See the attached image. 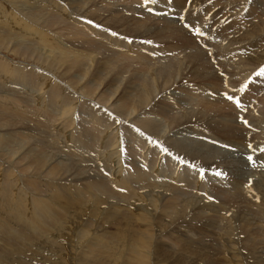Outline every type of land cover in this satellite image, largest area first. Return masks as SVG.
Masks as SVG:
<instances>
[{
    "label": "bare ground",
    "instance_id": "bare-ground-1",
    "mask_svg": "<svg viewBox=\"0 0 264 264\" xmlns=\"http://www.w3.org/2000/svg\"><path fill=\"white\" fill-rule=\"evenodd\" d=\"M23 2L22 6L25 5V7L19 11V15L18 13L14 14L16 11H18L17 9L16 11L14 10L13 13L9 9L0 7V47L8 50V52L10 50V52L14 54L20 53L21 55H37L47 62V66H53V69L54 67L62 69L63 67H66L67 74H72L73 72L72 75H74L75 71H80L79 66L83 65L84 60H82L81 57H77L75 55L77 53L71 55L72 52L70 51L71 54H69L67 49H65L68 48L66 45V40L70 39L61 35V28L62 26L69 28L66 35L83 36L84 34H88L89 31H95V25H93L91 22L89 25H86L84 23L85 19L82 22H77L79 20L75 18L68 20L69 22H63L65 19L60 20L62 16L69 13V9H67V6H65L66 4H63L65 9H62L63 7L60 3L56 4L57 6L53 4L54 7H57V10L52 11L54 7H50V4L52 3L51 0L46 2L45 0H32L31 2L29 1L30 3ZM175 2L181 1L176 0ZM226 2L231 4L233 1L226 0ZM235 3H233L235 8L241 9L240 11L242 14L239 15L240 18L236 20L235 23L231 25V27L235 29L239 26L237 29H239V32L242 35H256V39L254 38L255 40H252L253 42L251 41V43L246 47L244 46V48L249 49L255 44L259 45V47L261 46V53L258 54L256 52L246 54L250 59H253L258 64H261L264 62V10H262V8H264V0H249L247 2L250 6L248 9L249 11H246L245 13L243 10L245 8L243 7L245 6V0H235ZM252 5L256 8L258 7V9H254ZM43 8L50 12V15L49 13L46 14L49 16L47 17L48 19L45 17L48 21L45 22V25H42V21L40 23V19L38 18L40 15V10ZM61 9L64 11L61 12ZM95 9L97 10V8ZM25 10L28 11L23 13ZM203 10H206V8L204 7ZM102 16L101 18H103ZM54 18H58L62 25L57 21V23H55ZM254 18L257 19L254 20ZM241 22L251 23L248 25L249 27L241 29ZM57 25H61V30H59L60 34L57 35L58 38L56 39L52 38L50 35H52V31ZM140 28L142 27L140 26ZM95 34L96 36L94 35V37L86 35L87 37H85L84 42H88L91 45H89V47H91L94 51L104 52L107 57L105 56L103 60L105 59L107 62L101 61L100 65H96L95 72L93 71V68L91 69L90 73L85 71L89 77V80L87 81L89 82L92 79L94 80V83L89 86L93 88L94 85L96 88L97 85L99 87L103 84L99 81L103 79V74L109 70L110 63L119 65L118 67L121 69L124 67L123 64L126 63H123L124 60L123 62L120 61L125 58L127 62H131L128 64L133 66V64H136V62L132 60L134 59L133 57H141V54L143 53L142 50L139 53L138 49H136L137 47L133 48L134 44H121L125 43V41L117 36L114 37L109 35L106 30H99L98 34ZM15 36L17 37L16 39L14 38ZM258 36L259 38H257ZM81 38L83 39V37ZM108 41H112L113 43L117 44V46L118 43H120L123 49L117 48L120 49L117 50L112 48L113 45L110 46ZM172 41L174 43L171 44L170 48L168 47L169 51L172 54H183L182 59L179 58V61H177L178 58L176 61L174 60L176 63L182 64L183 61L189 56L185 51V45L187 42L186 35L178 33L177 35H174ZM166 47L165 49H167ZM227 48L225 47L226 50H228ZM252 50H250V52ZM117 52H119V54ZM160 52L158 51V53ZM179 54H177L178 57ZM220 55L221 60L227 59L230 64L233 65L234 62L239 61V58L236 59L238 54L232 51H224ZM145 56V58H148V55ZM151 56L152 55H150V57ZM152 57L153 59L156 58V56ZM170 57H174V55L170 54ZM2 58H0L1 77L13 78L16 80V82L18 80L26 84H31V86L38 85L40 88L42 86H47L50 83L49 80H53V78L51 79L52 75H50V73H40L32 66L29 67L24 65L25 63L23 66H16L17 64L14 65L13 63H10V61L8 62L7 59L4 58V60ZM113 58H116L117 60L113 61ZM87 59L88 58H86V60ZM93 61H95L94 57L90 56L89 62L92 63ZM195 61L196 59L194 58L188 60L189 64H186L184 69L188 68L189 66L190 69L187 73H184L183 76H187V74L190 76L191 74H198L197 72H200L194 66H192L195 64ZM141 65L142 64H140V66ZM147 66L148 65H146V67ZM90 67H92V65ZM151 67L152 66H150L149 69H151ZM129 68L127 67L128 70ZM170 68V66H161L159 71H162L160 72L159 76L164 77V79H168L173 71V69ZM112 69H115V65ZM134 69L135 68L133 67V71L136 72H139L140 70V68L136 70ZM54 73L59 78V74L57 72ZM107 74L106 77L108 76ZM151 75H154V73ZM69 76L71 75L68 74V77ZM55 79L57 80V78ZM113 80H116V78H113ZM148 82L149 81L146 83L144 82V85L139 86L138 91L136 90V94H134V92L131 93L128 87L123 86L124 88L122 87L120 89V85H116V88L112 90L114 93H117L115 97H113L114 94H111L113 92H111L109 96L98 97L103 99L105 102H109L111 97L112 102L110 104H114V99L118 96V93H120L119 90H122V94H120L119 99L116 100L117 104L120 101L118 106H116L118 109L116 112L124 113L126 117H131L129 119L134 120V122L138 121L140 126H135L134 124L128 123L129 120L127 119H122L125 123H121L120 117L117 115V113L115 111H111L112 109L108 110V108H110V104L108 108V105L106 106V109L100 108L98 105H96L97 102L93 103L91 100L85 97L82 98L80 97V94L77 95L74 91L72 92V90L69 91L68 89H63V87L56 85V83L55 85L51 84V90H49V92L46 94L49 96L48 101L51 104L57 103L62 107H66L67 109H64L65 111L60 114L61 116L59 118V123L58 119L56 120V118H54L56 122L52 128L53 131L58 134L63 133L64 130L62 131L58 125L62 126V128L64 126L65 130H68L70 127L68 128L66 125H69L70 122L68 121V118H70V112L75 107L79 106V109H83L87 112L89 120H84V123H78L79 126H77L78 130H76V133L71 132V135L68 133L70 136L66 134V136H64L66 143L64 144H68V146H70L74 142H83L94 145L95 142H98L101 147L103 146L104 148H108L107 151L109 149L113 150L110 151L113 152V155L110 154V156L108 155L103 159L106 161L109 159H114L112 161L114 163V170L112 173L107 170L110 174L106 179L102 176H90V174H85L86 176L82 179H73L67 174L69 166L67 167L65 165H61L59 163L60 161L58 162V160L50 156V151H48L49 153H46L47 151L45 150H42V152L39 154L35 152L34 154L29 153V156H27L25 159L23 156L21 157L22 159L17 158L14 160L12 158V161L8 159L6 161L8 164L9 161H11L9 165L5 164V162L2 163L6 166H9V169L5 166L7 168L5 173L0 174V178L6 180L0 181V241L2 242V246H0V264H201V262L204 261L203 257L204 259H212L210 262H202L203 264H264V183L262 185L260 182L256 185L258 188H262V190H254V188H251L250 184L248 183L244 188H242L244 185H242V181H240L238 178L231 182H224L221 185V194L229 193L231 195V199L236 201L235 207L226 208L215 200L200 202V197L203 194L204 188L206 189L205 186H207L205 185V180L202 176L203 173L198 171H187V167H190L187 166V164L185 165V163L191 164V166L194 168L206 169L209 167V165H211L212 162L218 161L214 160L211 156H207L205 151L206 149H202V146L204 147L202 142H197L196 144L192 142L184 143L183 141H180L176 135H178V132L183 130H193L191 125L197 124L198 120L201 121L200 117L202 116H204V119H206L203 122L201 121V124H204L203 126L209 128L213 122H208L209 117L205 115L203 111L182 108L176 100L174 102L177 103L179 112L173 114L174 109L171 104L172 99L167 96V92L163 91L158 96H156L154 92L156 91V88H159L160 84L151 85ZM198 86L197 89L199 88ZM89 87L87 86L89 90L87 88V90L85 89L87 94H94L95 88L91 90ZM231 92L236 94L239 91L236 88ZM242 92L243 96L240 98L239 104L237 101L230 100V107L235 114L239 110L238 107L243 111V109H241L242 105L247 104L248 102L245 101L246 98L244 91ZM94 97H96V95ZM199 98H201V96ZM95 99L93 100L95 101ZM98 102H100V100ZM10 103H15V105L17 104L14 101H0V114L6 113L7 115L14 114L21 116L22 114L18 108L19 106L16 105L17 107L14 108L9 106ZM211 104L213 103L211 102ZM260 104L264 106V100H262ZM48 109H44V111L41 110L39 113L45 118V120L50 119L48 118ZM4 116L5 115H3V117ZM159 116L163 117L164 120L168 121L170 124L168 133L162 137H159L161 133L158 131L160 124L159 121L161 120L156 118ZM10 117L12 118V115H10ZM25 117L26 116H24L22 121L26 119ZM49 117H53V112L50 113ZM232 119L236 126H239V132H232L231 130L222 131L219 127L213 128L218 131L220 136H229L235 134L236 138L239 137L241 140L247 142V144H249V142L251 143L253 140H259L260 143H264V132H255L249 126L244 127L243 121H239L237 117ZM35 120L38 121L37 124L48 127L46 121H41L39 119ZM119 122L122 126V129L119 131L123 130L124 128L129 132V135H125L127 136L125 137V140L122 137L123 140L120 143L121 146H123L122 143L126 141L128 143V140L132 141L136 145L134 146L132 144L127 150L132 156L133 161L132 158H130V161H128V159L123 160L124 155L122 152L118 153L117 155L121 134L119 132L116 133V135L112 134L114 131L112 129V131H109L112 134L110 135L107 131L115 124H119ZM214 122L217 125H223L222 121L217 117H214ZM13 125H15V123L11 124V127H13ZM139 128H144L149 134H151L152 131L153 133L157 132L159 134L158 139L161 138L163 140H167L173 136L174 134L172 130L176 129V137L172 139L170 143H167L170 149L172 151L174 150V155L169 156L168 159L164 158V160H166V164L161 165L163 163H161L163 160L161 153L163 157L167 156L164 148L158 144L154 145L155 142H152L153 140H151L149 135V138H147V136L146 138L140 139L139 134L141 135L142 132L138 133ZM117 129L118 128H116V130ZM248 129H252L253 131H248ZM106 132L108 133L107 135ZM155 140L157 139L155 138ZM241 140L236 141L235 143L238 145H243ZM129 144L130 143H128V145ZM57 146L59 145L55 143L56 148L54 147V150L57 149ZM171 150L168 151V155L170 154ZM209 150H212V148ZM77 151L78 150L75 152L76 154L78 153ZM5 155L2 156L1 154L0 160L6 158ZM13 156L15 155L13 154ZM49 160L51 162H49ZM183 160L184 164L180 163L183 162ZM23 161L25 162L23 163ZM119 161H122L125 164L117 168L116 162ZM2 167L4 166L2 165ZM13 168H18V170L25 171L26 174L24 180L28 182L30 181L35 185V194L30 195L24 188L16 189V187V190L14 189L16 182L14 183L13 181L15 180V176L12 177ZM74 169L75 167L73 168V171ZM28 171L32 173H28ZM58 176H61L65 179H56ZM248 185L249 187H247ZM189 190L195 191L191 192ZM206 194L209 193L206 192ZM34 196L38 200H36ZM210 197H215V194L212 192ZM240 208H243L248 212H242L243 214L237 215L236 219H230L225 216L230 215L228 213L231 212L235 213ZM195 213L201 217L202 221L197 223L186 222V220L188 218H192L193 214ZM182 221L185 222L183 224H178ZM187 226L190 227L188 229L184 228ZM14 227L16 230H13ZM233 228L237 229L235 235ZM251 232L252 234H250ZM252 236L255 237V240H253L254 238ZM184 251L188 252L185 253ZM189 252H191V254ZM192 254L194 256H192Z\"/></svg>",
    "mask_w": 264,
    "mask_h": 264
},
{
    "label": "rangeland",
    "instance_id": "rangeland-1",
    "mask_svg": "<svg viewBox=\"0 0 264 264\" xmlns=\"http://www.w3.org/2000/svg\"><path fill=\"white\" fill-rule=\"evenodd\" d=\"M23 1L24 0H0V7L9 9L13 13H14V10L16 11V9H17L18 11H16V13H14V14L18 13V15H19V11H21V9L25 7V5L22 6ZM29 1L31 2L32 0H25L23 3H30ZM46 1H48V0H45V2ZM175 1L176 0H145V1L144 0H94V2H93V0H77V1L76 0L75 1H73V0H56V1L51 0L52 3L50 4V7H54L53 4L56 5V4L60 3L61 6L63 7L62 9H65V6H67V9H69V13L67 15L65 14L64 16H62L63 18L59 17L60 20L65 19L63 22H66V21L69 22L68 20L75 18V19L79 20L77 22H82L85 19L84 23L86 25L87 24L89 25L90 22L93 25H95V31L96 32L95 31H93V32L89 31L88 34H84L83 36L82 35H79V36L78 35H75V36L71 35L70 36V35H66L68 33L69 28L64 27V26H62V28H61L60 27L62 25L61 21L58 18L57 19L54 18L55 19L54 22L55 23L60 22L61 25H57L55 27V29L52 28L54 30L52 31V35H50V36L52 38L57 39L58 38L57 35L60 34L59 30L62 29L61 35L70 39V40H66V45L68 48H65V49H67L69 54H71V52H72L71 55H74L75 53H77L75 55L79 58L81 57L82 60H84L83 65L79 66L80 71H75L76 73L74 72V75H72L73 72H72V74L68 73L71 75L69 77L67 74V68L66 67H63V69L66 68L65 70H63L62 68H56V67H54V69H53V66H51V65L47 66L48 65L47 62L43 58L38 57L37 55H21L20 53L14 54V53L10 52V50L8 52V50H5L2 47H0V49H1L0 50V58H2L4 56L2 59L5 58L8 60V62L10 61V63H13L14 65L17 64L16 66H23V64L25 63L24 65L29 66V67L32 66L35 70H37L40 73H46V74L50 73V75L53 76V77L51 76V79L53 78V80L55 78H57V80L55 79L54 81L49 80L50 83L47 86H45V87L42 86L40 88L38 85H32L31 86V84H26V83H23V82L18 81V80L16 82V80L13 78H5V77L0 76V101H2V102L6 101L7 102V100H8V101L16 102L17 103L16 105L19 106L18 108L20 109L21 114H22L21 116L10 114V115H12V118L10 117V115H7L6 113H3V114L1 113L2 116L0 114V116L2 117V118L1 117L0 118L3 120L2 121L0 119V127H1L0 128V155L2 154V156H4L6 154L5 155L6 158H4L3 160H0V164H1L0 165L1 166V169H0L1 173L0 174H4L5 170L9 167V166H6L2 163L5 162V164L9 165L10 162L12 161V158L14 160H16L17 158L22 159L21 157L23 156V158L25 159L27 156H29V153L34 154V152H35V153L39 154L40 152H42V150H45V151H47L46 153H49L48 151H50L51 152L50 156L54 157L56 160H58V162L60 161L59 163L61 165H65L67 167L69 166L68 167L69 170H68L67 174L69 177H72L73 179H82L83 177H85L86 175H89V174H90V176H99V177L102 176V177H105V179H106L107 177H109L108 175L110 174L107 170H109L111 173L114 170V163L112 162L114 159L113 160L109 159L110 161L109 160L106 161L103 158H106V156H108V155L110 156V154L113 155V152H110L113 150L109 149L107 151L108 148H104L103 146L101 147V145L98 142L94 143V145L96 144L95 146L93 144L83 143V142H74L70 146H68V144H64V143H66L65 139H64V136H66V134L71 135L73 132L76 133V130H78L77 126H79L78 123H80V122L84 123V120L85 121L89 120V117L87 116V112L84 111L83 109H79V106L75 107L70 112V116H69L70 118H68V121H70L69 125H66L68 128L69 127L70 128L68 130H65L64 126L62 128V126L58 125L60 127V129L62 131L63 130L64 131L62 134L55 133V131H53V129H52L54 127V124H55L57 119H58V123L60 122V119H59L61 116L60 114H62V112H64L67 109H66V107H62L57 103L51 104L48 101L49 96L46 94L49 92V90H51L52 85L53 84L55 85V83H56V85L63 87V89L65 88V89H68L69 91L72 90V92L74 91L77 95L80 94V97H82V98L85 97V98L91 100V102H93V103L97 102L96 105H98L100 108L106 109V106L108 105L107 106V108H108L109 104L112 102L111 101L112 98L110 97L109 102H105L103 99H100L98 97L109 96V94L111 92H113L112 90L116 88V85L117 86L120 85V87H119L120 89L123 86L128 87V89L131 93L134 92V94H136L138 89H139V86L144 85L147 81H149L148 83H150L151 85H154V84L159 85L160 84L159 88H156V91L154 92L156 94V96H158L163 91L167 92L166 93L167 96L170 99H172L171 104H172V107L174 109L173 114H176L179 112L178 111L179 110L178 105H177V103L174 102L176 100V101H178L179 105L182 108L196 109L197 111L198 110L203 111L205 113V115H207L209 117L208 122H213L212 125L209 126V128L203 126L204 124H201V121L203 122L206 119H204V116H202V117H200L201 121L198 120L197 124L191 125L193 130L192 129H188V131L183 130V131L178 132L177 133L178 135L175 134L176 129L172 130L174 135L169 138L170 140L169 139L163 140L161 138L158 139L159 134L157 132L153 133V131H152V133L149 134L144 128L143 129L139 128V130H138V133L142 132V134H143V135L139 134L140 139L146 138L149 135L151 137V140H153L152 142H155L154 145L158 144V145H161L163 148H168L169 150H171V149L167 143H170V141L172 139H174L176 136L180 139V141H183L184 143L192 142V143L196 144L197 142H202V144L204 145V147L202 146V149L203 148H204V150L206 149L205 151L207 153V156H211L214 160H216L218 162H212L211 165H209V167L206 169L194 168L191 166V164L185 163V165L187 164V166L190 167V168H188L186 166L187 171H189V172L190 171L191 172L192 171H198V172L203 173L202 176L205 180V185H207V186H205L206 189L204 188V191L200 197V200L198 199L200 202H205L208 200L209 201L215 200L226 208L235 207L236 201H233L231 199V195L229 193L228 194H221V191H222L221 185L224 182L234 181L236 178H238V179H240V181H242V185H244L242 188H244L245 185L248 183V184H250L251 188H254V190H256V189L262 190V188H258L256 185L260 182L262 185L264 183V180H263L264 179V143H260L259 140H253L251 143L249 142V144H247V142L241 140L239 137L236 138L235 134H232L229 136H220L218 131L213 128V127H219L222 131L231 130L232 132H234V131L239 132L240 131L239 126H236V124L233 122V119H232L234 117H237L239 119V121H243L244 127L249 126L255 132H258V131L264 132V106L260 104V102L262 100H264V75L260 74L261 68H264V62H262L261 64H258L257 62H255L253 59H250L246 55V54H251V53H256V52L259 54V53H261L262 47L261 46L259 47V45L255 44V45H252L251 48L245 49L244 46L246 47L247 45H249L251 43L252 40L254 41L256 39V37H255L256 35H245V34L242 35L239 32V29H237V28H239V26L235 28L236 30L231 27V25L234 24L235 21L240 18L239 15L242 14V12L240 11L241 9L235 8V6L233 4V3H235V0H232L233 2L231 4H228V2H226V0H214V1H212V0H180L181 2H175ZM184 1H186V2H184ZM248 1L249 0H245V6H243V7H245L243 9L244 13L246 11L247 12L249 11L248 9L250 6L247 3ZM78 2H79V4H78ZM63 4L64 5L66 4V5L64 6ZM235 5H236V3H235ZM56 6L52 9V11L57 10ZM204 7L206 8V10H203ZM252 7L254 9H258V7L256 8L253 5H252ZM95 8H97V10ZM62 9L60 10L61 12L64 11ZM262 10H264V8H262ZM27 11L28 10H25V11H23V13H26ZM47 13H49V15H50V12L47 11L46 9L43 8L42 10H40V15L38 16V18L40 19L39 20L40 23L42 21V23H41L42 25H45V22L47 21L46 18L49 16V15H46ZM70 15H71V17H70ZM100 15L101 16L103 15L102 17L104 19L101 18ZM199 15H200V17H199ZM208 18H210V19H208ZM133 19H134V21H133ZM256 19L257 18H254V20H256ZM241 23L242 24L240 25V28L245 29L246 27H249L248 25L251 22H241ZM119 26H121V27H119ZM140 26L142 28H140ZM99 30H106L109 33V35H112L114 37L117 36V37L121 38L122 40L125 41V43H121L123 45L134 44L133 48L137 47L136 49H138L139 53L142 50V52L145 55H148L147 56L148 58H145L146 56L143 53L141 54V57L140 56L133 57L134 59H132V60L136 62V64H133V66L132 65L130 66L128 64V63H131L130 61L127 62V60L125 58H123L122 61H120V62H123V60H124L123 63H126V64H123L124 67H122L121 69L118 67L119 65H116L114 63H112V64L110 63L109 64L110 68L108 70L110 72L107 71L106 73L103 74L104 75L103 79H101L99 81V82H102L103 84L100 85L99 87L97 85L96 88L94 85V88L96 89L95 90L93 87H89L94 83V80L92 79L91 81L88 82L87 80H89V77H88L87 73L88 72L90 73L92 68H93V71L95 72L96 71V65H100L101 61L107 62V60H105V59L103 60V58H105L106 54L102 51H100V52L94 51L91 47H89L90 44L88 42H84L85 41L84 39H85V37H87L89 35L92 37H94V35L96 36L95 33L98 34ZM113 33H115L116 35H113ZM178 33L186 35V38H187V42L185 45V51L188 53L189 56L183 61L182 64L176 63L175 61L177 58H178L177 61H179V58L182 59L183 54H179V53L172 54L169 51L171 44L174 43L172 41L173 37H174V35H177ZM259 36H263V35H259ZM259 36L257 38H259ZM81 37H83V39ZM14 38L16 39L17 37L15 36ZM74 41H76V42H74ZM108 42L110 43V46L113 45L112 48H114V49H117V48L123 49L121 47L120 43H118V46H117V44L113 43L112 41H108ZM236 42H238V43H236ZM232 44H233V46H232ZM165 47L167 49H165ZM225 47L226 48L228 47L227 48L228 50H226ZM242 49H244V50H242ZM252 49H254V50H252ZM117 50H120V49H117ZM160 50H161V52H160ZM250 50H252V51L250 52ZM80 51H83V52H80ZM153 51H155V52H153ZM158 51L160 53H158ZM224 51H232L234 53H237L238 55H237L236 59L239 58V61L234 62V65H233V64H230V62L227 59L221 60L220 54H222ZM90 52H91V55H90ZM124 52H126V51H124ZM117 53L119 54V52H117ZM156 53H157V55H156ZM97 54H99V55H97ZM170 54L174 55V57H170ZM177 54H179V57ZM89 55L93 56L95 59V61H93L92 63L89 62V59H90ZM150 55L156 56V58L153 59V57L152 56L150 57ZM31 57H33V58H31ZM86 58H88V59L86 60ZM166 58H167V60H166ZM191 58L196 59L195 64H193L192 66H194L200 72H197L198 74H191L190 76H192V77L188 76V74H187V76H183V74L187 73L190 69V66L186 69H184V66L186 64H189L188 60ZM114 60L116 61L117 59L113 58V61ZM89 63L92 65V67H90L91 65ZM97 63H99V64H97ZM139 63L142 64L141 65L142 67L140 66ZM166 63H169V64H166ZM235 63H236V65H235ZM113 64L115 65V69L117 68L116 71H115V69H112V68H114ZM112 65H113V67L111 68ZM126 65L128 68L130 67L131 69L129 68V70H128ZM146 65H148V66L146 67ZM149 65L152 66L151 69H149L150 68ZM93 66H95V67H93ZM161 66H170L173 69L174 72L172 71V74L169 76L168 79H164V77L159 76L160 72L162 71V70L159 71V68ZM255 66H257V67H255ZM133 67L135 68L134 70L140 68L139 72L133 71ZM235 67H236V69H235ZM144 68H147V69H144ZM85 71H87V73H85ZM240 71H241V73H240ZM54 72H57L59 74V78ZM115 73H117V74H115ZM152 73H154V75H151ZM106 74L110 77H108V76L106 77ZM148 74H149V76H148ZM238 74H239V76H238ZM61 75H62V77H61ZM139 75H141V76H139ZM197 75H198V77H197ZM133 76H134V78H133ZM113 78H116V80H113ZM154 78H156V79H154ZM118 79H119V81H118ZM186 79H187V81H186ZM120 81H121V83H120ZM142 81H143V83H142ZM87 83H88V85H87ZM85 84H86V87H85ZM162 84H164V85H162ZM193 85H194V87L196 85L197 86L199 85L198 86L199 88L197 89V86L194 88ZM87 86L91 90L94 89V91H95L94 94L93 93H91L90 95L87 94V92L85 91ZM251 86H253V87H251ZM185 87H187V88H185ZM45 88H46V90H45ZM97 88H100V89H97ZM236 88L239 92L236 94H233L231 91L233 89H236ZM119 91H120V93H118V96L114 99L115 103L110 104V108H108V110L112 109L111 111H115V112L118 110L116 108V106H118L120 101L117 104L116 100L119 99L120 94H122V90H119ZM242 91H244V95L246 98L245 101L246 102L248 101V102H247V104L242 105L241 109H243V111L240 110V108L238 107L239 110L235 114L234 111L230 107L231 106L230 100L239 101L240 98L243 96ZM101 94H103V95H101ZM111 94H114L113 97H115L117 95V93H114V92ZM45 95H46V97H45ZM95 95H96V97H94ZM200 96H201V98H199ZM95 98H97V99H95ZM93 99H95V101ZM99 100L101 103L98 102ZM103 101H104V103H103ZM211 102L213 104H211ZM54 104H56V105H54ZM198 104L200 106L201 105L202 106L200 107ZM16 105H15V103L9 104V106H12L14 108L17 107ZM212 105H214V106H212ZM38 107H40V108H38ZM48 108L50 109L51 112H53V117H49L51 112L49 111ZM44 109H48V113H49L48 118H50L48 120H45V118L39 114L40 111L41 110L44 111ZM185 113H187V112H185ZM3 115H5L6 118H5V116L3 117ZM117 115L120 117L121 123H125L122 119H127V120H129V122L127 121L128 123L134 124L135 126H140L139 125L140 123L138 121H135L136 122L135 123L134 120L129 119L131 117H126L125 114L122 112L117 113ZM7 116H8V118H7ZM22 116H23V118H22ZM24 116H26L25 117L26 119L24 121H22V119H24ZM56 116H58V117H56ZM129 116H131V115H129ZM160 116L156 117V118L161 120V121H159L160 124H159L158 131L161 133V135H159V137H162L163 135H166L168 133L169 128H170L169 127L170 124L168 121H165L164 118L160 117ZM146 117H149V116H146ZM214 117L219 118L222 121L223 125L222 124L217 125L214 122ZM54 118H56V120ZM10 119H11V121H10ZM35 119H39L41 121H46V123L48 124V127L47 126L44 127L43 125L37 124L38 121ZM137 119H138V117H137ZM120 122H119V124H115L114 126H112L113 128L112 127L109 128L107 131L109 132V131H112V129H113L114 133L112 132V134L116 135V133H118V132L121 134V136H120L121 140H119V144H118L119 148L117 151V155H118V153L122 152L124 155L123 160L128 159V161H130V158H132V156L128 153L129 151H127V150H128V148L131 147L132 144L134 146H136V145H135V143H133L132 141L127 139L129 141L128 143H130V144L128 145V143L126 141V142L122 143L123 146H121L120 143L122 142L123 138L125 140V137H127L125 135H129L128 134L129 132L126 131L124 128H123V130L119 131L120 129H122ZM14 123H15V125H13V127H11V124H14ZM23 124H24V126H23ZM103 125H104V123H103ZM119 126H120V128H119ZM3 127H6V128H3ZM115 127L118 129L116 130ZM252 129H248V131H251ZM124 131H126V132H124ZM123 133H125V134H123ZM107 134L108 133L106 132V135ZM109 134L112 135L110 132H109ZM149 136L147 138H149ZM155 138L157 140H155ZM110 140H112V139H110ZM239 140H241L243 142V145H238L235 143L236 141H239ZM55 143H57L59 145V146H57L58 150L57 149L54 150ZM32 144H33V146H32ZM48 145H50L51 147ZM2 146H3V148H2ZM44 146H45V148H44ZM210 148H212V150H209ZM60 149H62V150H60ZM76 150H78L77 154L75 153ZM8 151H9V153H8ZM173 151L171 150L169 155H168V152H166V154H167L166 157H163V155L161 153V157L163 159L161 161V163L163 162L161 165L166 164V162H165L166 160H164V158L168 159L169 156L174 155ZM108 152H110V153H108ZM221 153H223V154L225 153V154L223 155ZM13 154L15 156H13ZM76 156H78L79 158ZM73 158H74V160H73ZM142 158H141V160H142ZM8 159L11 160V161H9V164L6 162ZM90 160H91V162H90ZM143 160H144V158H143ZM51 161H52V159H51ZM51 161L49 160V162H51ZM71 161H72V163H71ZM132 161H133V158H132ZM24 162L25 161H23V163ZM192 162H194V161H192ZM116 163H117V168H119L125 164L122 161H119ZM180 163L184 164V160H183V162H180ZM2 165L4 167H2ZM74 167H75V169L73 171ZM107 167H109V168H107ZM168 167H166V168H168ZM199 167H201V166H199ZM202 167H204V166H202ZM111 169H112V171H111ZM12 170H13L12 177L15 176L14 177L15 180H13V181H14V183L16 182L14 185V189L16 187H17L16 189H20V188L23 189L24 188L30 195L35 194L36 193L34 191L35 185L30 181L28 182V181L24 180L25 174H26L25 171L18 170V168L17 169L13 168ZM82 170H84V171H82ZM85 171H87L88 173ZM217 172H220L221 175H219V176L215 175V173H217ZM28 173H32V172L28 171ZM80 173H81V175H80ZM82 175H84V176H82ZM80 176H82V177H80ZM0 179H1L0 181L5 180L2 178H0ZM6 179H8V178H6ZM56 179H65V178L58 176V177H56ZM183 179H185V178H183ZM71 181H73V180H71ZM30 185H31V187H30ZM32 186H33V188H32ZM247 187H249V185ZM29 189L32 191H30ZM189 191L194 192L195 190H189ZM206 192L209 194H206ZM212 192L215 194V197H211V199H210L209 197H210V194ZM35 199L38 200L36 197H35ZM242 212H248V211L243 209V208H240L235 213L231 212V213H228L230 215H225V216H227L230 219L231 218L236 219L237 215L243 214ZM200 221H202V219H201V217H199V215L197 213L193 214L192 218H188L186 220V222H196V223L200 222ZM239 221H241V220H239ZM184 222L185 221H182L178 224H183ZM189 227L190 226H187L184 228L188 229ZM13 230H16L15 227ZM233 232L235 235L237 232V229L233 228ZM250 234H252V232ZM252 237L254 238L253 240H255V237L254 236H252ZM1 243L2 242L0 241V246H2ZM190 250H192V249H190ZM184 252L186 253L188 251H184ZM189 253L191 254V252H189ZM192 256H194V255L192 254ZM203 260L204 261H202V262H210L212 259H210V258L204 259V257H203ZM202 262H201V264H203Z\"/></svg>",
    "mask_w": 264,
    "mask_h": 264
},
{
    "label": "snow or ice",
    "instance_id": "snow-or-ice-1",
    "mask_svg": "<svg viewBox=\"0 0 264 264\" xmlns=\"http://www.w3.org/2000/svg\"><path fill=\"white\" fill-rule=\"evenodd\" d=\"M113 35H116V34L113 33ZM260 74H261V75H264V68H261V73H260ZM237 103L239 104V101H237ZM164 151H165V152H168L169 149L164 148ZM215 175L219 176V175H221V173H220V172H217V173H215ZM209 198L211 199V197H209Z\"/></svg>",
    "mask_w": 264,
    "mask_h": 264
}]
</instances>
